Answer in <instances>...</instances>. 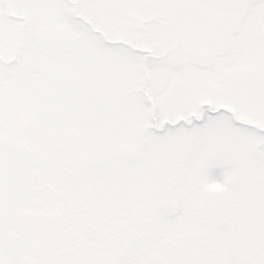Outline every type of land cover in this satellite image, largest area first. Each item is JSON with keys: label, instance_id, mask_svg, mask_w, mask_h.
<instances>
[{"label": "snow or ice", "instance_id": "1", "mask_svg": "<svg viewBox=\"0 0 264 264\" xmlns=\"http://www.w3.org/2000/svg\"><path fill=\"white\" fill-rule=\"evenodd\" d=\"M0 264H264V0H0Z\"/></svg>", "mask_w": 264, "mask_h": 264}]
</instances>
